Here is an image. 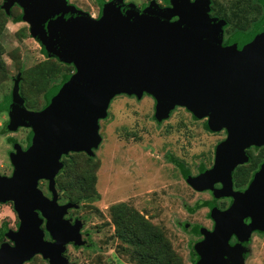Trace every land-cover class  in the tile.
I'll return each mask as SVG.
<instances>
[{
	"label": "water",
	"instance_id": "1",
	"mask_svg": "<svg viewBox=\"0 0 264 264\" xmlns=\"http://www.w3.org/2000/svg\"><path fill=\"white\" fill-rule=\"evenodd\" d=\"M168 4L151 1L139 9L125 0H100L94 19L68 0H3L7 14L15 5L22 9L44 56L72 65L74 72L48 92L39 111L25 105L21 73L0 104V112L9 114V132L31 130L26 149L13 146L12 176H0V203L13 202L20 220L17 231L7 232L14 245L0 248V264H24L35 255L49 264H70L65 246L88 244L82 221L65 218L79 204L58 203L56 177L64 156H92L100 146L99 121L120 94L151 95L157 120L184 107L196 119H207L210 131L228 132L214 166L187 179L196 191H214L221 183L217 196L233 198L225 211L212 208L215 228L201 229L204 239L194 245L197 264H243L246 250L230 245L231 238L247 241L253 232H264V164L245 191L233 192L232 177L248 162V148L264 146V18L251 35L223 47L227 23L214 22L210 0ZM42 180L52 199L39 188ZM44 222L53 242L45 239Z\"/></svg>",
	"mask_w": 264,
	"mask_h": 264
},
{
	"label": "rangeland",
	"instance_id": "2",
	"mask_svg": "<svg viewBox=\"0 0 264 264\" xmlns=\"http://www.w3.org/2000/svg\"><path fill=\"white\" fill-rule=\"evenodd\" d=\"M99 1L68 0V3L98 19ZM151 1H156L161 7L167 5L165 0H125L139 9ZM245 4L242 0L211 1L210 16L224 18L228 24L226 39L233 31L246 29L249 21L254 19V7H247L245 15L242 6ZM2 5L3 0H0L1 8ZM21 15L23 11L19 6L11 8L1 37L6 75L0 76V104L10 95L20 70L30 75L32 69L47 60L38 42L30 35L29 25L20 19ZM44 93L36 96L34 106L38 109L46 105ZM31 95L30 100L34 98ZM25 105L34 110L29 104ZM155 114V100L151 95L144 94L138 98L120 94L111 100L107 117L99 121L102 142L89 156L98 165L95 189L99 198L90 204L79 202L74 213L84 220L83 231L90 234L92 243L79 248L68 246L67 255L74 264H132L128 257L118 253L120 243L115 237L116 228L109 214L110 208L119 203L128 204L160 227L184 264H197L200 256L193 245L202 237L188 230L192 225L211 229L213 221L209 217V209H196L195 206L213 200V196L210 191H195L183 177L179 163L192 176H197L202 167L211 169L215 148L226 138V133L208 131L206 119H196L182 107H176L164 120H157ZM8 121L9 114L0 112V176L3 177H9L13 170L10 159L13 146L18 143L24 149L30 131L19 128L16 132H6ZM76 158L74 153L62 158L64 165L56 177L61 202L70 201L64 189L68 179L65 170L69 171L65 164L78 162L73 168L79 171L85 167L83 159ZM39 187L47 194L44 181ZM228 201H217L218 208L222 210ZM15 217L10 204L0 205V228L5 224L14 228L17 223ZM243 244L248 247L243 264H264V232L253 233ZM27 264L47 263L37 256Z\"/></svg>",
	"mask_w": 264,
	"mask_h": 264
},
{
	"label": "trees",
	"instance_id": "3",
	"mask_svg": "<svg viewBox=\"0 0 264 264\" xmlns=\"http://www.w3.org/2000/svg\"><path fill=\"white\" fill-rule=\"evenodd\" d=\"M165 1L168 4V0ZM20 17L23 20V15ZM6 19L7 14L0 6V76L2 77L6 75L1 45V37L3 36ZM30 72V75L21 70L19 72L21 73L20 94L25 100V103L32 106L34 110L37 109L36 111H39L46 105L41 109L36 108L34 106L36 105V96L39 93L45 92L44 98L47 104L48 92L52 88L62 84L74 72V67L63 64L56 59L47 58L44 63L39 64ZM61 76H63L61 83L58 84ZM29 94H32L31 96L34 97L32 100H30ZM206 129L210 131L207 124ZM5 131L8 132L6 127ZM74 154L77 156L76 159H83L85 167L82 171H79L73 168L78 162L66 163L65 166H68L67 169L69 170H65L68 179L67 185L64 186L65 188L62 187L65 189L66 196L70 197V202L77 204L82 201L88 204L93 203L99 198L95 189L98 165L94 163L93 158L85 153ZM263 157V154H261L258 160L261 161ZM251 164L250 162L249 166H243L237 169L233 174L235 189L242 190L250 182L253 172ZM179 165L183 177L187 180L191 176V173L182 164L179 163ZM205 171L206 169L202 167L200 173H204ZM206 205L211 208L215 207L212 203L200 202L195 208L199 209L200 207H206ZM109 214L116 228L115 237L120 243L118 253L128 257L127 259L132 264H184L183 258L175 250L165 232L160 227L155 226L150 220L146 219L136 209L126 203H119L110 208ZM201 229L202 227L200 226L192 225L189 232L201 237Z\"/></svg>",
	"mask_w": 264,
	"mask_h": 264
},
{
	"label": "flooded vegetation",
	"instance_id": "4",
	"mask_svg": "<svg viewBox=\"0 0 264 264\" xmlns=\"http://www.w3.org/2000/svg\"><path fill=\"white\" fill-rule=\"evenodd\" d=\"M191 1H194V0H191ZM212 1V0H211ZM242 2H243V4H245V5H242V6H244V10H243V12H244V14L246 15V11H247V7H249V6H251L252 5V9H253V7H254V9H253V11H254V13H255V15H254V19L253 20H250L249 21V26L246 28V29H243V30H237V31H233L232 32V34L230 35V37H228L227 39H226V37H227V33H228V24L226 25V27H225V30H224V34H223V47H227L228 45H230V43L232 42V40H234L237 36H239V35H245V36H249V35H251L253 32H254V30L256 29V27H257V25L258 24H260L261 22H262V20H263V18H264V4H263V0H242ZM164 7H169V4H167L166 6H163V8ZM243 14V15H244ZM100 15V14H99ZM214 19V22H216V21H219V20H224V18H221V17H214L213 18ZM225 22H226V20H224ZM227 23V22H226ZM182 108H184V107H182ZM186 109V108H185ZM187 110V109H186ZM188 111V110H187ZM189 112V111H188ZM206 124H207V119H206ZM222 131H225V133H226V138L221 142V143H223L226 139H227V137H228V132H227V130H225V129H223ZM30 132H31V130L29 131V134H30ZM212 132V131H211ZM29 134H28V137H29ZM221 143H219V144H221ZM27 144H28V138H27ZM218 144V145H219ZM217 145V146H218ZM217 146H216V148H217ZM26 147H27V145H26ZM26 147L24 148V149H26ZM216 148H215V153H216ZM255 149H257L256 151H255ZM264 151V146H252V147H250V148H248L247 150H246V155L248 156V158H249V160H248V162L247 163H245V164H243V165H239V166H237L236 168H235V170L233 171V174L236 172V170L237 169H239V168H241V167H243V166H249L250 165V162L252 163L251 164V168L253 169V172H252V177H251V180H250V182L247 184V186L244 188V189H242V190H237V189H235L234 188V180H233V192H238V191H245L246 189H248V187H249V185L251 184V182L253 181V179L255 178V176H256V174L259 172V171H261V169H262V166H263V164H264V157L262 158V160L261 161H259L258 159H259V157H260V153H261V151ZM263 156H264V154H263ZM214 163H215V161H214ZM214 166V165H213ZM212 166V167H213ZM13 167V166H12ZM13 170H14V168H13ZM13 170H12V172H11V175L9 176V177H11L12 176V174H13ZM210 170V169H209ZM207 171V170H206ZM60 174V173H59ZM58 174V175H59ZM201 173H199L197 176H199ZM197 176H190V177H197ZM232 177H233V175H232ZM186 180V179H185ZM42 181H44L45 183H46V185H47V194L45 193V192H43L44 193V195L46 196V197H48V198H50V199H52L53 198V195H52V193L50 192V190H49V188H48V182L46 181V180H42ZM42 181H40V182H42ZM186 182L188 183V181L186 180ZM40 184V183H39ZM189 184V183H188ZM190 185V184H189ZM191 186V185H190ZM192 187V186H191ZM215 189H214V191L213 190H207V191H197V192H208V191H210L211 192V194H212V196H213V200H211V201H203V202H207V203H212V204H214L215 205V207L218 209V210H220L219 208H218V206H217V201H220V200H222V199H228L229 201H228V205H226L222 210H220V211H225V210H227L230 206H231V204H232V202H233V198L232 197H219V196H217V193H218V191L219 190H221L222 189V184L221 183H218V184H216L215 186ZM40 188V187H39ZM56 188H57V191H58V203L60 204V205H63V204H66V203H68V202H70V201H65V202H61V200H62V198H61V192H60V190H59V188L57 187V184H56ZM41 189V188H40ZM42 190V189H41ZM195 190V189H194ZM196 191V190H195ZM70 203H72V202H70ZM216 203V204H215ZM5 204H10L11 206H12V210H13V213L15 214V219L17 220V223L16 224H14L15 226H14V228H11L9 225H7V224H5V225H3V226H1V228H0V248H2V246L4 245V244H8V245H11V246H13L14 245V242L7 236V232H9V231H17V229H18V224H19V222H20V220H19V217H18V215H17V213L15 212V209H14V203L13 202H7V203H0V205H5ZM75 204H77V203H75ZM206 207L209 209V217L211 218V220L213 221V224H212V227H211V229H209L208 231H213L214 230V228H215V222H214V220H213V218L211 217V211H212V208L211 207H209V206H207L206 205ZM77 209L78 208H76V209H72V210H70L69 211V214L65 217L66 219H69V220H71L73 223L74 222H76L77 220H81L82 221V227H81V229H80V233L82 234V235H84L85 237H84V239H86L87 240V245L86 246H89V245H91V243H92V239H91V236H90V234H88V232H85V231H83V227H84V220L83 219H80V218H78V217H76L75 215H74V213H75V211H77ZM245 224H250L251 223V219H245ZM45 223L46 222H44V224L42 225V229L45 231V239L47 240V241H51V242H53V240H52V238H51V236H50V234L45 230ZM202 229H205V228H203L202 227ZM189 230H190V228H189ZM188 230V231H189ZM205 230H207V229H205ZM254 234L256 233V234H263V232H261V231H255V232H253ZM252 233V234H253ZM252 234H251V236H252ZM250 236V237H251ZM202 237V239L201 240H199L198 242H200V241H202L203 239H204V237L203 236H201ZM243 242H245L243 239L241 240V239H239V238H236L235 236H233L232 238H231V240H230V245H232V246H234V245H236V244H241L242 245V247L246 250V253H247V245L246 244H243ZM197 243V242H196ZM195 243V244H196ZM194 244V245H195ZM194 245H193V249H194ZM68 246H73V248H79V247H76V246H74L73 244H68V245H66L65 246V248H66V250H65V253H64V256L68 259V262L70 263V264H74L72 261H71V259H70V257L67 255V252H68ZM80 247H82V246H80ZM83 247H85V246H83ZM245 253V254H246ZM245 254H244V258H245ZM37 256H41V255H35L31 260H33L35 257H37ZM42 257V256H41ZM42 259H43V257H42ZM31 260H29V261H27V262H25L24 264H27V263H29V262H31ZM43 260H45V259H43ZM199 261V260H198ZM45 262L47 263V264H49V262L47 261V260H45Z\"/></svg>",
	"mask_w": 264,
	"mask_h": 264
}]
</instances>
